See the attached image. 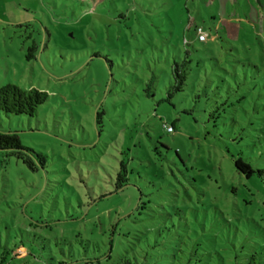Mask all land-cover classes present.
<instances>
[{"label":"rangeland","instance_id":"1","mask_svg":"<svg viewBox=\"0 0 264 264\" xmlns=\"http://www.w3.org/2000/svg\"><path fill=\"white\" fill-rule=\"evenodd\" d=\"M8 84L47 100L0 112L44 160L0 152V264H264V0H0Z\"/></svg>","mask_w":264,"mask_h":264},{"label":"trees","instance_id":"2","mask_svg":"<svg viewBox=\"0 0 264 264\" xmlns=\"http://www.w3.org/2000/svg\"><path fill=\"white\" fill-rule=\"evenodd\" d=\"M101 1L102 0H78V4L81 6L90 4L96 7L101 4ZM197 29L198 27L194 30L196 35ZM217 39L218 38L215 40ZM35 50L36 46L34 43L27 49L26 59L28 61L34 58ZM186 56L188 57V54ZM189 65L190 61L187 60H183L180 63H174L172 72L174 82L167 94V100H170L174 95L183 91L188 79ZM151 83L152 80L147 85V91L150 90ZM46 100V93L34 88L25 90L11 84L0 88V112L8 115L33 117L37 113L39 107L42 106ZM102 115V113L97 112L95 117V124L99 130H101L102 126ZM163 128L168 133H174L176 131L175 123L170 126L163 124ZM0 152L4 153L6 158H15L17 161H20L32 172H37L39 168L44 167L43 158L30 149L24 148L21 145L17 133L0 131ZM234 167L236 171L245 178L249 179L253 175H257V177L264 182V170L253 171L250 165L243 162L240 158L234 160ZM127 186H129L127 183V170L125 164L120 163L119 172L117 173L115 181V189L116 191H121Z\"/></svg>","mask_w":264,"mask_h":264},{"label":"built area","instance_id":"3","mask_svg":"<svg viewBox=\"0 0 264 264\" xmlns=\"http://www.w3.org/2000/svg\"><path fill=\"white\" fill-rule=\"evenodd\" d=\"M197 38H198V41L200 42H203L205 41V39L207 38V36L204 34V32L201 30V29H197Z\"/></svg>","mask_w":264,"mask_h":264}]
</instances>
